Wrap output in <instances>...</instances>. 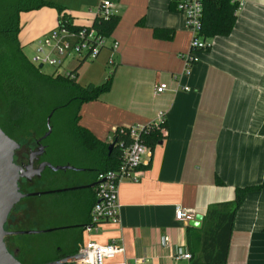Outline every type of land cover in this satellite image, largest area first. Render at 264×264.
I'll return each mask as SVG.
<instances>
[{
    "label": "crops",
    "instance_id": "0c3cea01",
    "mask_svg": "<svg viewBox=\"0 0 264 264\" xmlns=\"http://www.w3.org/2000/svg\"><path fill=\"white\" fill-rule=\"evenodd\" d=\"M110 1L117 23L105 47L108 54L99 60L104 48L94 63L81 60L78 81L102 84L113 73L112 86L82 105L80 124L112 143L118 127L145 125L164 113L167 133L159 129L165 137L149 146L139 180L120 185L119 222L103 221L98 231L88 233L72 210L68 218L72 214L74 221L65 227L58 250L89 240L115 241L125 251L107 264H194L209 207L235 200L238 187L264 182V0H243L231 33L210 38L211 48L196 53L189 73L185 57L193 35L186 16L172 8L173 0ZM44 8L29 11L25 19L46 16ZM66 12L75 25L92 26L96 19L92 12L77 14L67 7ZM49 13L56 19L50 15L45 35L59 23V13ZM25 15L20 14L19 35L24 52L32 43L24 42ZM68 68L70 73L73 67ZM160 83L168 89L156 94ZM87 179L86 174L81 185ZM178 205L201 215L200 226L178 221ZM76 235L82 237L80 244L71 241ZM180 247L191 259L174 257ZM226 264H264V188L248 192L238 209Z\"/></svg>",
    "mask_w": 264,
    "mask_h": 264
},
{
    "label": "trees",
    "instance_id": "16d2710c",
    "mask_svg": "<svg viewBox=\"0 0 264 264\" xmlns=\"http://www.w3.org/2000/svg\"><path fill=\"white\" fill-rule=\"evenodd\" d=\"M203 5L201 32L203 39L209 42L210 38L217 35L230 34L237 19L238 3L234 0H203ZM43 7L55 8L59 13V20H67L71 27H82L73 23V18L66 12L65 6L50 0H0V98L4 103L0 126L8 136L18 142L19 139L36 138L37 146L40 141L46 148L41 160L54 166L70 165L73 170H83L90 178L87 184H92L96 182L100 172L119 166L122 159L120 144L129 141L128 132H122L121 127L117 128L113 135L115 147L110 153L108 149L110 143L99 140L80 124L82 105L110 90L113 73L109 74L102 84L86 85L78 81V71L84 61L67 75L43 73L26 55L19 38L20 14ZM116 23L117 16L112 14L108 19L96 17L92 26L109 37ZM210 48L211 45L201 50ZM42 86H47L50 92L55 94L56 99L51 97L49 100L43 93ZM51 114L52 133L43 138L49 131L48 121ZM162 127L168 128L167 121ZM56 132L58 141L52 142ZM164 137L159 128H155L145 140L150 146ZM73 170L63 171L66 178H69ZM45 181L54 189L60 188L55 186L54 180ZM262 188L264 182L260 185L238 187L235 200L209 207L198 237L201 247L194 264H226L236 213L248 192ZM72 191L74 197L69 199L67 204L73 207L72 210L77 211V218L81 224L79 226H85L96 201L95 186L75 190L69 188L62 193ZM57 229L54 228L52 231ZM76 240V237L71 239L72 242ZM77 252L78 248L70 251L62 249L58 258Z\"/></svg>",
    "mask_w": 264,
    "mask_h": 264
},
{
    "label": "built area",
    "instance_id": "2783aa9c",
    "mask_svg": "<svg viewBox=\"0 0 264 264\" xmlns=\"http://www.w3.org/2000/svg\"><path fill=\"white\" fill-rule=\"evenodd\" d=\"M173 2L177 11L186 16L187 26L193 35L190 52L185 57L186 72L189 73L190 67L197 60L196 53L211 45L201 35L204 11L203 0H173ZM242 6H244V1L238 0V8ZM112 8L113 4L110 0H103L99 5L96 17L108 19L113 14ZM107 42L108 37L93 26L74 28L71 27L70 22L62 19L59 20L55 29L51 30L38 42L39 46L36 54L31 60L36 66L42 64L43 66L55 67V75H59L61 74V66L65 64L68 58L78 62L85 59L94 60L107 47ZM113 47L116 48L117 43L113 44ZM110 62L113 63V59ZM167 89V84L160 83L155 86V93L161 94ZM165 122V114L160 113L156 120L145 125L121 127L122 132H128L129 141L120 144L122 159L119 166L115 169L100 172L97 176L95 184L96 201L91 210L90 222L84 227L88 233L98 231L99 225L103 221L119 222L121 214L120 185L127 179L139 180V168L151 151L145 137L155 128L162 129L166 135V128L162 127ZM175 217L178 221L188 223L193 221L196 215L193 211L178 205L175 208ZM124 251L125 248L116 244L115 241L101 244L89 240L79 247L77 253L81 254L82 257L76 262L81 264H107V260L113 259L117 254ZM174 257L178 260L182 258L191 259L192 254L180 247L176 249Z\"/></svg>",
    "mask_w": 264,
    "mask_h": 264
},
{
    "label": "rangeland",
    "instance_id": "374dc122",
    "mask_svg": "<svg viewBox=\"0 0 264 264\" xmlns=\"http://www.w3.org/2000/svg\"><path fill=\"white\" fill-rule=\"evenodd\" d=\"M59 4L66 6L69 10L75 13H90L92 12L94 15H97L99 10V5L103 0H53ZM46 10L43 11H53L56 16L58 11L51 7L44 8ZM46 12V16L38 19H25L29 18V12H24L26 15L23 17L22 25L24 27V33L27 34L24 42L27 44L25 48V53L29 58H33L36 54L37 47L39 46V38L43 39L46 35L43 33V28L48 25L50 17L52 16L56 19L51 13L48 14ZM51 15V16H50ZM40 19V20H39ZM22 34V38H23ZM38 38V40H37ZM110 44V40L107 42V46ZM108 48H105L99 60H102L107 54ZM72 58H68L63 66H61L60 73L62 75H66L69 71L68 66L73 67V69L78 65V63L70 64ZM87 64L94 63L92 60H87ZM113 66L108 64L105 66L106 70H111ZM68 68V69H67ZM41 71L48 75H55L56 68L50 65H45L41 68ZM80 82V81H79ZM81 83V82H80ZM82 84V83H81ZM43 93L46 94L49 100L51 97L56 99L55 94L50 92V89L47 86L41 87ZM4 113V103L0 98V119L2 118ZM52 118V114L50 115ZM51 124V119H50ZM52 127V125H51ZM52 133V132H51ZM57 132L53 136L52 142H57ZM21 144V148L17 153V159H24L27 161L28 156L31 151H35L37 149V141L36 138H27V139H19ZM82 163V161H81ZM50 169L46 171V176H44V180L35 181L33 186H27V192H43L49 189H54L53 186L46 183L45 180H54L56 181L55 186L57 188L61 187H69L72 185L84 184L86 177V173L83 170H77L70 172L69 178H66L64 172L62 170L57 173L52 174ZM75 178V179H74ZM88 181V179H87ZM86 181V182H87ZM74 182V184H73ZM74 197V191L71 193H52V194H42L35 196H28L22 199L16 209L12 212L11 219L16 218V222L19 223L20 226L17 227L18 230L28 231V230H38L35 233H23L17 234V238L23 240L21 243L22 249L21 251H16L12 246L10 252L22 263V264H44L51 261H55L59 259V254L61 250L59 245H61V240L65 235V227L69 224H72L74 219L71 217L68 218V213L72 211L70 204H67V201ZM57 227L58 229L50 232L48 228ZM53 229V228H52ZM60 244L58 245V243ZM51 243V245H50Z\"/></svg>",
    "mask_w": 264,
    "mask_h": 264
},
{
    "label": "water",
    "instance_id": "95a60500",
    "mask_svg": "<svg viewBox=\"0 0 264 264\" xmlns=\"http://www.w3.org/2000/svg\"><path fill=\"white\" fill-rule=\"evenodd\" d=\"M40 69L42 64L38 66ZM49 118V131L43 138H47L51 132L52 127ZM40 142V141H39ZM115 147V143H110L108 149L111 153ZM21 148L20 142L14 140L8 136L0 126V264H22L7 248L5 237L9 234L5 229V225L9 218V215L13 211L14 207L25 197L50 194L54 192H64L69 188L52 189L43 192H27L24 193L20 190L19 181L21 178L32 180L34 177H41L46 169L58 172L60 170H71L73 167L70 165L54 166L49 162H42L39 167L34 168V160L45 153V146L40 145L35 151H31L29 155V163L27 165H19L15 161L16 153ZM96 183L80 185L76 187H70L75 190L83 187H94ZM202 216L198 215L193 221L190 222L193 226H200ZM50 231L52 229H49ZM36 230L19 231L17 234L23 233H35ZM82 257L81 254H68L65 257L51 261L44 264H68L74 261H78Z\"/></svg>",
    "mask_w": 264,
    "mask_h": 264
},
{
    "label": "flooded vegetation",
    "instance_id": "af4514ba",
    "mask_svg": "<svg viewBox=\"0 0 264 264\" xmlns=\"http://www.w3.org/2000/svg\"><path fill=\"white\" fill-rule=\"evenodd\" d=\"M38 147H37V149L39 148V146L41 145V143L40 142H38ZM19 151V150H18ZM18 151H17V153H18ZM46 151V150H45ZM17 153H16V157H17ZM30 155V154H29ZM44 155V154H43ZM43 155H41V156H39L37 159H35L34 160V168H37V167H39L40 166V164L42 163V162H47V161H43V160H41V157L43 156ZM16 157H15V161H16ZM16 163L17 164H19V165H22V166H24V165H27L28 163H29V156H28V159H27V161H25L24 159H19L18 158V160L16 161ZM48 169H46L45 171H44V173L42 174V176L41 177H34L32 180H28V179H26V178H21L20 179V181H19V186H20V190L22 191V192H24V193H27V189H28V187L27 186H33L34 184H35V181H37V180H39V181H41L42 182V180H44L43 178H44V176H45V173H46V171H47ZM65 171H67V170H65ZM64 171V172H65ZM73 171H77V170H73ZM52 172H54V171H52ZM55 173H57V172H55ZM68 179V178H67ZM75 179V178H74ZM48 184H49V182H48ZM73 184H74V182H73ZM82 184V183H81ZM81 184H79V185H77V186H80ZM72 187H76L75 185H73ZM70 188V187H69ZM22 201V200H21ZM20 201V202H21ZM19 202V203H20ZM19 203L14 207V209H13V211L16 209V207L19 205ZM12 211V212H13ZM12 212H11V214L9 215V218H8V220H7V223H6V225H5V229H6V231H8V235L5 237V242H6V245H7V248H8V250L10 251L11 250V248L13 247L16 251H21V249H22V247H21V244H23V243H21L23 240H21V239H19V238H17V233L16 232H19V231H22V230H18L17 229V227L18 226H20L19 225V223L18 222H16L15 220H16V218L15 219H11V215H12ZM36 231H38V230H36ZM76 243L77 244H80L81 242H82V237L80 236V235H77L76 236ZM12 246V247H11ZM78 250H79V248H78ZM12 251V250H11Z\"/></svg>",
    "mask_w": 264,
    "mask_h": 264
}]
</instances>
